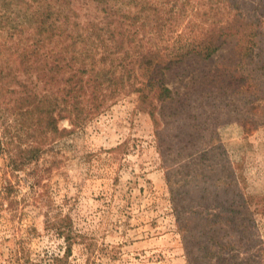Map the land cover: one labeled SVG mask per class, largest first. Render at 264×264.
<instances>
[{"label": "rangeland", "instance_id": "obj_1", "mask_svg": "<svg viewBox=\"0 0 264 264\" xmlns=\"http://www.w3.org/2000/svg\"><path fill=\"white\" fill-rule=\"evenodd\" d=\"M143 1L155 11H139L132 21L120 14L103 18L105 12L95 10L92 1L72 0L68 29L42 42L35 29L38 0H0V118L12 117L19 82L42 93L36 72L22 70L38 62L35 49L49 60L55 47H67L76 57L64 73L69 77L81 68V53L88 48L84 78L95 68L112 81L104 83L97 107L83 100L79 124L59 120L68 135L47 157L55 162L35 188L39 205H29L20 221L24 229H33L30 256L42 261L63 256L65 242L46 224L49 216L60 214L69 217L81 238L58 264H208L198 250L192 251L194 262L186 253L177 216L183 222L195 213L228 215L221 208L231 206L238 225L214 224L226 226L230 252L238 259L258 251V262L264 264V74H255L251 84H227L228 53L238 46L236 38L228 37L210 58L189 53L163 71L165 85L190 105L179 128L171 123L169 108L159 103L152 116L139 98L145 78L137 69L138 55L184 50L209 26L231 18L232 10L225 0ZM122 10L137 13L140 5L125 0ZM89 19L98 20L96 34H90L95 29ZM108 20L115 30L112 39L101 29ZM25 53L32 57L24 59ZM20 184L18 197L28 192ZM6 215L0 210V264H16L8 249L13 242L7 241L12 229ZM248 216L255 228L244 231Z\"/></svg>", "mask_w": 264, "mask_h": 264}, {"label": "trees", "instance_id": "obj_2", "mask_svg": "<svg viewBox=\"0 0 264 264\" xmlns=\"http://www.w3.org/2000/svg\"><path fill=\"white\" fill-rule=\"evenodd\" d=\"M90 1H92L95 10L105 12L103 18H108V15L120 14L135 21L139 18V11L140 13L155 11L152 7L149 8L143 0H129L139 4L140 10L137 13L127 12L126 14L122 10V3L125 0H117L113 5H105L106 0ZM225 1L231 7V18L209 26L199 38L189 45L191 47L186 46L184 50H174L166 54L147 51L138 55L137 69L141 70L140 75L145 78L142 86L138 89L139 98L144 109L149 107L148 111L152 116L159 103L161 107L169 108L168 115L171 118V123H174L175 126L178 125L177 128H179L181 114L188 110L190 105L184 103L186 97L172 92L165 85L162 77L163 71L170 69L174 63L189 53L202 60L210 58L227 43L228 37L236 38L235 44L238 46H235V51L228 53V65L231 66V69L224 73L225 78L222 77L229 81L225 82L227 84L250 82L251 84L255 74H264V3L258 5L243 3L241 5L235 0ZM38 3V10L34 12L35 29L39 35L37 41L43 42L46 38L53 39L68 29L70 13L73 12L72 0H38ZM88 23L92 25V30L95 29L94 32L90 31V34H96L98 20L89 19ZM75 24L77 25V23ZM101 29L107 32L106 37L109 39L114 37L115 30L109 27V20ZM44 34L47 36L42 38ZM96 38L101 46L106 45L105 39L99 34ZM118 44L115 42V46ZM54 49L57 50L49 57V60L45 53L40 54L39 50L35 49L33 54L38 62L33 65H22V70L26 74L31 70L36 72L42 93L35 94L26 82H19L18 86L21 87L19 92L21 91V93L12 98V110H10L12 117L10 120L0 118V157L2 159L0 210L7 212L6 222L12 229V236L7 238V241L13 242V246L8 249L9 252H13L16 264H58L70 255L72 245L81 238V235L76 233L68 216L62 217L60 214H53L54 216H49L46 224L65 242L63 256L51 258L49 261L33 260L27 248V243L31 239L30 232L33 229L29 226L24 229L20 221L21 217L25 216L24 211L29 205H39L40 202L35 199V188L39 186V182L51 170L55 162L47 160V157L54 152L59 144L63 143L68 135L66 129L59 127V120L67 118L73 125L79 124L84 118L82 116V106L85 104L83 100L97 107L104 83H107L108 86L112 84L107 72H99L95 68L90 69L89 76L84 78L83 74L87 70L83 68L85 67L83 57L89 56L88 48L81 53V68H77L69 77L64 76V73L67 69H71L69 63L75 62L76 57L72 52L68 53L67 47H55ZM29 57H32V53L23 55L24 59ZM212 76L214 79L216 74ZM226 91L225 86L220 87V92L225 93ZM156 135L160 140L161 136L157 132ZM20 183L27 186L28 192L18 197ZM230 207L221 208L222 213L228 210L230 213L228 215L215 213L200 216L201 214L195 213L191 217L183 219V222H180V218L177 216L176 222L182 235L185 251L191 255L193 262L196 258L192 257V251L196 249L199 251V257L208 264L211 261L213 264H260L257 258L258 251L256 254L238 259L237 254L230 252V240L226 236V230H228L226 226L214 224L224 220L230 228L238 225L236 211ZM46 215H49V212ZM248 217L244 231L255 228L253 220L250 216ZM15 223H18L19 227Z\"/></svg>", "mask_w": 264, "mask_h": 264}]
</instances>
